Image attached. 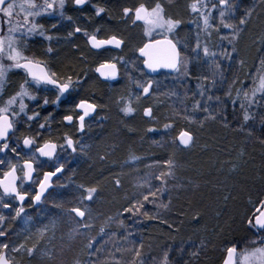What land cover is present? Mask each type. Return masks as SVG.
<instances>
[{
    "label": "trees",
    "instance_id": "trees-1",
    "mask_svg": "<svg viewBox=\"0 0 264 264\" xmlns=\"http://www.w3.org/2000/svg\"><path fill=\"white\" fill-rule=\"evenodd\" d=\"M156 2L89 0V34L99 29L98 38L116 35L125 47L134 42L138 48L144 41L140 23H133V16L124 17L123 9L134 10L140 4L150 9ZM193 2L162 0L165 16L180 21L166 36L174 43L179 41L183 59L181 47L192 39L197 17L203 19L201 13H210V26L203 30L206 47L216 56L200 54L196 64H187L186 70L182 65L179 72L151 77L150 93L128 115L118 111L117 99L125 91L121 88L112 92L95 79L87 92L77 94L95 103L98 112L84 133L76 136L70 161L61 160L63 171L40 207L29 215L27 225L21 227L19 218L3 211L0 229L6 236L0 242L9 244L11 264H132L134 260L135 264H162L165 252L169 264H220L230 247L239 251L264 247V231L248 224L264 200V93H257L259 103L250 106L244 96L247 92L251 98L254 77L260 74L264 59V0H231L233 10L223 18L234 25L230 29L220 25L224 9L219 0H203L200 12L191 10ZM100 7L105 11L97 16ZM241 18L246 20L243 25ZM226 53H231L230 58ZM104 54L88 50L90 75L98 62L118 61L115 55ZM59 59L61 66L74 72L86 67L75 52H65ZM52 102L39 103V117L25 122L60 125L70 107L65 108L63 99L55 104L52 115H45L54 108ZM146 108L152 109L151 117L144 115ZM245 110L253 117L247 124L243 122ZM165 124L172 127L165 129ZM181 130L193 135L191 146L177 144ZM51 135L30 137L37 144L62 142V136ZM12 137L19 141L21 136ZM14 156L18 162L25 157L20 150ZM58 157L60 161L61 155ZM170 159L171 168L166 164ZM4 161L0 175L16 163L10 153ZM169 171L172 175L164 178L166 183L155 178ZM161 187L164 191L157 192ZM87 188L96 189L91 200L84 198ZM150 190L156 196L144 201ZM136 201L144 204L140 212H126ZM77 207L85 211L84 217L71 211ZM102 228L104 235L100 234ZM21 245L20 252L11 250ZM101 245L104 249L98 251ZM33 246L34 254L29 256L26 249ZM194 252L198 255H192Z\"/></svg>",
    "mask_w": 264,
    "mask_h": 264
},
{
    "label": "snow or ice",
    "instance_id": "snow-or-ice-1",
    "mask_svg": "<svg viewBox=\"0 0 264 264\" xmlns=\"http://www.w3.org/2000/svg\"><path fill=\"white\" fill-rule=\"evenodd\" d=\"M69 0H42V2L38 3L37 0H25L24 3L17 4L16 0H0V14H2L4 17H7L8 19L4 21V23L10 25L8 31L9 33H14L19 30V22H17V25H12V18L14 14L19 15V13H16L15 10L19 8L21 12L24 13L23 17V25H30V27H27L26 32L24 35L29 34H38L42 37H44L47 40L53 39L52 36H46L45 32L43 31V26L36 22V17H40L42 15H54L58 14L62 18H66L68 20H71V17H65L64 15V8L66 3H68ZM73 4L76 6H82L89 2V0H71ZM203 3V0H194L193 3H191L190 8L193 12H200V5ZM219 5L224 6L228 10V12L232 11L233 5L231 3V0H219ZM216 4H212V8H216ZM105 11L104 8L100 7L96 9V15L99 16L101 13ZM123 15L124 17L131 18L134 15L133 23L136 21H143L145 25L150 26L146 30V35H151L152 31L155 29H161L166 31L167 33H172L176 27L179 25L180 21L174 20L171 17L165 16V9L162 3V0H157L155 3V6L152 8L146 7L144 4H140L138 7H136L134 10L131 8H124L123 9ZM201 16L204 21L205 28L209 27V19L210 13L205 14L201 13ZM226 16V11L221 10L220 11V25L223 28H233L234 25L231 23L225 22L223 19ZM239 23L241 25L246 23V20L244 18H241ZM55 27V25H53ZM75 33H80L83 31L84 36L87 37V42L91 46V48L94 49H101L105 46H113L115 48H120L123 41L119 39L116 35H112L108 39H99L97 37L96 32H99V29L96 30V32H93L89 34L86 30H82L80 27L75 28ZM69 36L74 35L73 32L68 33ZM235 35H233L232 39H235ZM5 39L7 40V47H5ZM223 39V37H222ZM161 43L160 41H157V44ZM166 45L168 46V56L167 59L162 63H150L148 61H145L146 66L152 70L156 71L159 67L164 68H170L174 71L179 72L181 70V66L187 68V62L184 61L181 57L180 52L177 49V45L179 44V41L176 43H173L172 40L166 39L164 41ZM151 47V45L146 44L144 48L140 49V52L142 55L145 54V49ZM200 50V44L197 43L196 47L192 49L193 52H198ZM48 52L52 51V48L49 47L47 49ZM203 53L205 57L208 56H216V53H210L209 49L207 47L203 48ZM226 56L230 58L231 53H226ZM7 59L8 61H11L10 64H5L3 61ZM122 59V58H121ZM261 70L260 74H258L257 77H254V83L256 86L251 90L252 96L251 98L248 97V93L245 92L244 96L248 100L249 106L253 103H259V101L256 100V94L257 93H264V59L261 60ZM217 68H220V65H216ZM13 69H23L26 73V79L24 82L20 85V91L16 92L15 95L10 97L8 101L6 102V105L4 107H0V153L5 152L6 150H9L10 145L8 143L10 138V133L14 131V120L15 117L20 116L22 113H25V109L27 108V105L24 103L23 98L28 97L29 99H35L34 96H32L28 91V86L31 83H35L37 86L41 84H51L54 85L58 89V95L56 97V100L59 101L60 98L69 91L73 87L74 81L71 77H68L65 81L61 82L57 78V74L55 72H52L48 69L47 64L36 57H28L24 55V49L17 46L16 40L11 36L8 35L6 38H0V91L3 90V87L7 81L8 73L11 72ZM97 72L100 73L101 76H103L106 79H115L117 76V66L115 63H102L100 66L96 69ZM185 75H187V72L185 71ZM205 80H207V77H204ZM258 81V82H257ZM79 81H76L78 83ZM214 84V81L212 82ZM140 86L139 84L137 85ZM202 91L200 92L201 95L205 94L204 86H200ZM151 88V82H149L148 86L143 87L144 94H149ZM19 98V111H13L12 117L10 118L8 113L10 111V106L17 103V100ZM139 98V97H137ZM209 100L212 99L211 96L208 97ZM217 100H219V97H216ZM261 99H264V96H261ZM45 104L48 103L47 99L44 101ZM197 108L200 107V102L197 101ZM245 106L244 104H241V108L243 109ZM77 109L82 110L83 114L79 116V122H80V130L83 131L85 126V118L88 117L92 112L95 111L96 105L92 103H87L85 101H81L79 104L76 105ZM204 111H208V108H204ZM125 113V115L131 114L134 109L131 106L126 105L124 108L121 109ZM35 115H39V113H36ZM144 115L146 117L152 116V109L146 108L144 110ZM35 116L29 115L27 119L29 121L33 120ZM215 119V117H212ZM65 121L71 123L73 121L72 115H67L64 117ZM253 119L252 116L248 114V111L245 110L243 115V122L247 124V122ZM264 122V121H262ZM41 128H44L45 125L41 124ZM171 124H165L164 128L168 129L171 128ZM149 131H155V129H149ZM251 134V133H249ZM179 140V144L183 145L184 147H189L194 142L193 135L187 131V130H181L179 132V135L177 137ZM77 142H74L71 137L65 136V145L67 148H71L73 151H76V148L74 147V144ZM37 144V140L35 137H25L23 139V145L25 148L32 149L33 146ZM65 145H60L59 147L63 148ZM57 145L51 142H45L43 145L35 147L34 151L31 154L30 159L24 160L22 166H18L13 164L11 165V168L9 171L3 172V179H0V189H2L3 196H0V204H2L3 207L8 208L11 205L9 203H6L3 201V197H11L14 196L16 200L23 202L28 195V193H21L18 189L23 188L24 181H31L33 179V174L36 171L34 168V163H39V157H37L36 153H39L40 157H47L49 159H52L57 152ZM12 152H17L16 148L10 149ZM5 161L3 159H0V165L4 164ZM166 164L171 168L172 161L171 159L166 162ZM63 164L55 168V171L45 172L43 179L39 182V191L36 192L34 196H32V200L34 203L41 201V198L44 196L46 190L51 187V181L52 177L56 176L58 173H61L63 171ZM21 172L22 176L17 175V172ZM172 175L171 171L169 172H162L159 176H156V179H159L163 183H166L165 177ZM17 181L20 183L18 184ZM119 183V181H117ZM157 192H163L164 189L158 188L156 190ZM85 192L87 195L84 197L85 199L91 200L93 198L94 193L96 192L95 188H87L85 189ZM155 197L156 192L149 191L148 195L143 196L144 201H149V197ZM163 207H167L166 205H162ZM144 207V204L141 201H136L131 207L126 208V212H130L133 215L140 212V210ZM264 200L260 201L259 207L256 208V213L254 215V218H249L248 224L251 228H255L258 231H264ZM24 211L23 207H20L16 210V216H20V214ZM72 212L75 213L78 217H84L85 211H82L80 208H73L71 209ZM145 216H147V212L144 213ZM5 219L4 216L0 215V222H2ZM85 227H89V225L85 224ZM171 226V225H170ZM6 231L3 229H0V237H5ZM255 243V241H253ZM264 243V241H262ZM89 247H91V242H89ZM9 249V244L5 242H0V264H11L7 250ZM23 249V245L19 247H13L11 250L13 252H20ZM35 246L32 248H27L26 251L29 256L34 254ZM183 251V249H181ZM228 252V259L225 260L224 264H235V257L237 255V249L236 247H230L227 250ZM192 255H198V253H192ZM141 256V253L138 249L135 250V257L139 258ZM251 256L256 260L257 264H264V247H258L256 248ZM245 259H248V257H245ZM118 264V262H117ZM132 264H135V260L132 262ZM162 264H169V257L168 253L165 252L164 254V260L162 261Z\"/></svg>",
    "mask_w": 264,
    "mask_h": 264
},
{
    "label": "flooded vegetation",
    "instance_id": "flooded-vegetation-1",
    "mask_svg": "<svg viewBox=\"0 0 264 264\" xmlns=\"http://www.w3.org/2000/svg\"><path fill=\"white\" fill-rule=\"evenodd\" d=\"M16 1H20V4L25 2V0H16ZM37 1L42 2V0H37ZM63 11H64L65 17L70 16L71 20L62 18L58 14L42 15L40 17H36V22L43 26V31L45 32V35L53 37V39L47 40L38 34L24 35L27 27H30V25H23L24 13L21 12L20 10V40L17 46L24 49V55L28 57H36L44 61L47 64L48 69L52 72H55L57 74V78L61 82L65 81L68 77H71L72 80L74 81V84H73V87L69 89V91L66 92L60 98V100H63V99L65 100V103H64L65 108L70 107L69 112L63 114L62 117L60 118V122H61L60 125H58L57 122L45 123L44 124L45 127L41 128L40 125L43 123L37 124L35 121L28 123V121L25 122L24 120H20V116L15 117L14 131L10 133L9 141L12 140L13 142L14 138L12 136H21L19 139V143H18L19 146L18 145L15 146L17 151L20 150V152H30L32 154L35 147H38L40 144L43 143V142H40L39 144H36L35 146H33L32 149L24 150L21 146V141L24 137L50 136L52 134L51 136H62V142L60 144H57L58 146L57 152H56V155L52 159L48 160V159L39 158V163H34L33 166L36 169V171L33 174V179L28 182L24 181L23 188L18 189L21 193H25V192L28 193V195L26 196L23 202H18V200H16L14 196L3 197V201L6 203H9L11 206L8 208H5L2 206V204H0V215L2 216H3V211H7V214L8 213L10 214L11 212L16 211L20 207H23L24 211H28L33 208H36V209L39 208L41 203L44 201L46 195L42 197L41 201H39L37 205L33 204L32 196H34L36 193V186L38 182L40 181L43 173L54 171L56 167L60 166V164H58L59 162L57 161L59 160L58 156L60 155H61L60 162L62 160V156H64L67 162L70 161L69 158L70 156H72L70 154H73L74 151L70 152V150L66 147L65 136L71 137L73 141L76 142V136L78 134L84 133L86 126L88 125L89 122L91 123L93 122V119L96 113L98 112L97 105L95 103L87 99L79 98L77 94L87 92V86L89 82L94 81L95 79L105 84L106 89L112 90V92L117 91L116 93H118L120 88L122 90L127 89V85L124 81L125 78L123 74V64L124 63H122V66H121V63L119 62L118 64L117 61H111V60L101 61L93 66V72H92L93 75H90L89 73L87 53L89 49L90 50H93V49L89 47V44L87 42V37L84 36L83 31L80 33H75L74 31L76 27H80L82 30H86L89 33L88 26H87L88 18H89V14H88L89 10L86 4L82 6H76L75 4L71 2V0H69V2L66 3ZM53 25H55V27H53ZM1 29H3V27H1ZM69 32H73L74 35L69 36L68 35ZM0 34L3 35V31H0ZM109 37L111 36H108L105 38H99V39H107ZM154 39H157V38L144 40L142 44L146 41H150ZM49 47L52 48L51 52L47 51ZM140 47L136 48L134 42L125 47L124 41H123L121 47L118 49L102 48V49L93 50V51H96L97 53H101V54H104V51H105L104 55L112 54V55H115L116 58H119V59L122 58L123 61L126 62L128 60L133 59L134 57L133 55H137V51ZM120 50L122 51V53H119ZM69 51L77 53V56L79 59L85 60L86 67L83 71L74 72L71 69H66L65 67L61 66L60 59H59L60 55L65 52L68 53ZM138 59L140 60L139 64L141 66L142 58L138 57ZM3 62L5 64L11 63V61H8L7 59H5ZM102 63H115L116 64L117 79L115 81H103L95 74V67ZM133 69L134 67H132V70ZM145 77L146 79H148L147 81L151 82V77H149L148 75H146ZM25 79H26V73L23 69H13L11 72L8 73L7 81L3 87V90L0 91V107L5 105V102L8 100V98L15 95L16 92L20 91V85L24 82ZM76 81H79V82L76 83ZM111 88H114V90ZM28 91L32 96L35 97V99H31V102L33 103V106H34L31 108L33 109V112H34L33 114L35 116L33 120H36L39 117L38 115H35V114L41 111L42 108L39 105V103L45 104L44 103L45 99H47L48 102L53 101L52 105H54V108L52 107L50 112L45 113V115H48V114L52 115L51 112L55 111L56 109L55 104H57L58 106L59 101H60V100L59 101L56 100V97L59 94L58 89L54 85H51V84H41L37 86L35 83H31L28 86ZM141 93H142V96L138 99V101L147 95V94H144L143 91ZM81 100H84V101H87L89 103L96 105L94 113L90 117L85 118V126H84L83 131H81L78 127V118L81 115V112L77 111L76 109L77 103ZM18 101H19V98H18ZM27 101H28L27 102L28 104L29 100ZM8 115L11 118L12 112L9 111ZM67 115L73 116V121L71 123L65 122L64 117ZM50 122H52L51 118H50ZM60 145H65V147L61 148L59 147ZM75 145L76 143L74 144V147H76ZM9 151H10V148L9 150H6L5 152L0 153V159H3V160L6 159L8 154L10 153ZM23 162H22V165H23ZM17 175L22 176V173L18 171ZM2 176H3V173L0 175V177ZM56 177L57 176L53 177L51 186L53 185L54 179ZM17 183L19 184L20 182L17 181ZM0 196H3V193L1 191H0ZM25 214L29 215L30 212H26Z\"/></svg>",
    "mask_w": 264,
    "mask_h": 264
},
{
    "label": "rangeland",
    "instance_id": "rangeland-1",
    "mask_svg": "<svg viewBox=\"0 0 264 264\" xmlns=\"http://www.w3.org/2000/svg\"><path fill=\"white\" fill-rule=\"evenodd\" d=\"M16 3L20 4V1H16ZM38 3H40V2H38ZM222 7L227 13L228 10L226 8H224V6H222ZM15 12L19 13V15L14 14V16L12 18V25H17V22H19V25H18L19 30L17 32H14V33H9L8 29H9L10 25L4 23V21L7 20L8 18L4 17L2 14H0V31H3V35L0 34V38L1 37L6 38L8 35H11L16 40V43L18 44V42L20 40V9L17 8L15 10ZM197 21H198L196 24L197 28H195V27L192 28V30H193L192 36H191L192 39L181 47L182 48V54H183V60L186 61L187 64H189V65L196 64V60L199 59L200 54L202 56H204L203 48L207 46L206 40H205V33L203 30L205 28L204 21H203V19H199L198 17H197ZM1 27H3V29H1ZM149 27L150 26L145 25L144 22H140V28L139 29H140L141 36H142L143 40L167 37L166 35H168V33L166 31L161 30V29H155L152 31L151 35H146V30ZM198 42L200 44V50L198 52H193L192 49L196 47ZM5 43H6L5 45L7 47V40ZM133 56H134L133 59L128 60L126 62L123 61V59H119V58H118L119 60L117 61L118 64H119V62L121 63V66H122V63H124V64L126 63L125 65L123 64V74H124V78H125L124 81L127 85V89L124 88L126 91H124L123 95L119 96L117 99L118 100L117 101L118 111H120L122 113H124V112L121 111V109L124 108L126 105L131 106L132 108H133V106L137 105L138 99L142 96L141 92L143 91V87H146L147 84L150 82V81H147L148 79H146V77H145L146 75L144 74V72L141 69V66L139 64L140 60L138 59L137 55H133ZM132 67H134L133 70H132ZM153 79H154V81L156 80L155 78H153ZM156 82L157 81H155V83ZM138 84L140 85L139 87L137 86ZM152 84H153V82H151V88H152ZM151 88H150V90H151ZM137 97H139V98H137ZM27 100H29L28 104H27V102H28ZM6 102H5V105H6ZM24 103L27 104V108L25 109V113H22L20 115V120L25 121L29 115L34 116L33 109L31 108L34 106H33V103L31 102V99H29L28 97H24ZM4 106H2V107H4ZM13 111H16V112L19 111V101L18 100H17V103L10 106V112H13ZM18 143H19V141H16L15 139L13 140V142H12V140L9 141L10 147H12V148H16L15 146H17ZM14 144H16V145H14ZM10 154H12V159L15 160L14 162H16V163H12L11 165L15 164L18 166V168H19V166H22V162L26 158L30 159V157H31L30 152H23V155L25 157L20 158V162H18L19 160L16 158V156H14V152L11 151ZM62 159L65 160L64 156H62ZM57 161L59 162L58 164H60L62 162V161L60 162L59 160H57ZM35 211L36 210H34V208H33L31 210L22 212L20 214V216H16V211H14V212H12L11 218H19L21 227H24L25 225H27L29 223V219H30L29 215L32 212L35 213ZM26 212H30V214L27 215V214H25ZM104 229L105 228H102V230L100 232L101 235L102 234L104 235V232H105ZM110 234H112V233H110ZM103 249H104V246H102V245L98 247V251H100V250L102 251ZM255 249L245 250V248H244L240 251L237 250L235 264H257L256 260L251 256V254L253 253V251ZM245 257H248V259H245ZM9 260H10V258H9ZM137 264H140V263L137 262Z\"/></svg>",
    "mask_w": 264,
    "mask_h": 264
},
{
    "label": "water",
    "instance_id": "water-1",
    "mask_svg": "<svg viewBox=\"0 0 264 264\" xmlns=\"http://www.w3.org/2000/svg\"><path fill=\"white\" fill-rule=\"evenodd\" d=\"M133 20H134V15H133ZM136 22L140 23V22H143V21H136ZM109 38H110V37H109ZM107 39H108V38H107ZM166 39H170V38H167V37H161V38H157V39H154V40L146 41V42H144V43L142 44V46H141V47L138 49V51H137V55H138V57L142 58V62H141L142 70H143L147 75H149V76H155V75H157L159 72H164V73L170 74V73H172V72L174 71L173 69H170V68H164V67H159V68H157L156 71H152V70H150V69L146 66V64H145V61H148V62H150V63L156 64V63H162V62H164V61L167 59V56H168V50H167V49H168V46L166 45V43H164V41H165ZM170 40H171V39H170ZM157 41H160L161 43L157 44ZM173 43H174V42H173ZM146 44L151 45V47L145 49V54L142 55L141 52H140V49L144 48V46H145ZM89 47L91 48L90 45H89ZM103 48L118 49V48H115V47L110 46V45L105 46V47H103ZM91 49H93V50H98V49H94V48H91ZM101 49H102V48H101ZM99 66H100V64L97 65V66L95 67V74H96L101 80H103V81H115V80L117 79V76H116L115 79H106V78H104L103 76H101L100 73L96 71V69H97ZM81 101H84V100H81ZM81 101H79L77 104H79ZM85 102H87V101H85ZM87 103H89V102H87ZM76 109H77V108H76ZM77 111L81 112V115L83 114L82 110L77 109ZM93 113H94V112H92L88 117H90ZM86 118H87V117H86ZM65 122L68 123L67 121H65ZM78 127H79V129H80L79 118H78ZM178 135H179V133L176 135V142H177V144H178L180 147L185 148L183 145H180V144H179V140L177 139ZM24 138H25V137H24ZM24 138H23V139H24ZM23 139H22V141H21V146H22V148H23L24 150H28L29 148H25L24 145H23ZM45 142H51V143L56 144V143L53 142V141H45ZM45 142H43V143L40 144L39 146L43 145ZM56 145H57V144H56ZM68 149L70 150V152H73V150H72L71 148H68ZM36 155H37V157H39L40 159H48V160H50V159L47 158V157H40V156H39V153H36ZM10 168H11V167H10ZM10 168H9L7 171H9ZM54 171H55V170H54ZM59 174H60V173H58L57 175H59ZM57 175H56V176H57ZM43 176H44V173H43V175H42V177H41L40 180L43 179ZM54 177H55V176H54ZM0 179H3V176L0 177ZM52 179H53V177H52ZM26 182H28V181H26ZM39 182H40V181H39ZM39 182H38V184H37V186H36V192L39 191ZM51 182H52V181H51ZM51 184H52V183H51ZM50 188H51V187H49V188L46 190V192H47ZM0 191L2 192V189H0ZM46 192H45V194H46ZM35 194H36V193H35ZM45 194H44V195H45ZM41 199H42V198H41ZM18 202H21V201H18ZM38 203H39V202H36V203L33 202L34 205H37ZM261 210H264V209H261ZM256 214H258V213H256ZM77 217H78V216H77ZM79 218H81V217H79ZM253 218H254V217H253ZM227 250H228V249H227ZM227 250L225 251L224 257H223V259H222V261H221L220 264H224L225 260L228 259V252H227ZM234 259H235V262H236V257H235Z\"/></svg>",
    "mask_w": 264,
    "mask_h": 264
}]
</instances>
